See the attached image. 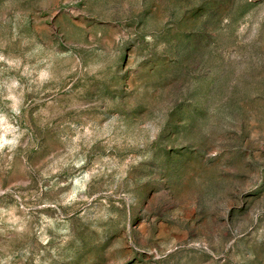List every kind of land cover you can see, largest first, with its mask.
Instances as JSON below:
<instances>
[{
  "label": "rangeland",
  "instance_id": "374dc122",
  "mask_svg": "<svg viewBox=\"0 0 264 264\" xmlns=\"http://www.w3.org/2000/svg\"><path fill=\"white\" fill-rule=\"evenodd\" d=\"M0 264H264V0H0Z\"/></svg>",
  "mask_w": 264,
  "mask_h": 264
}]
</instances>
